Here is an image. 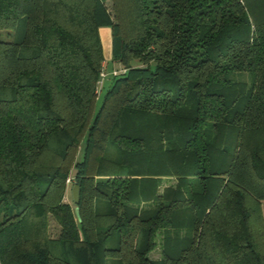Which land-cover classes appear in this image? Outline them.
<instances>
[{"label": "trees", "instance_id": "1", "mask_svg": "<svg viewBox=\"0 0 264 264\" xmlns=\"http://www.w3.org/2000/svg\"><path fill=\"white\" fill-rule=\"evenodd\" d=\"M0 29V264H264V0H0Z\"/></svg>", "mask_w": 264, "mask_h": 264}, {"label": "rangeland", "instance_id": "2", "mask_svg": "<svg viewBox=\"0 0 264 264\" xmlns=\"http://www.w3.org/2000/svg\"><path fill=\"white\" fill-rule=\"evenodd\" d=\"M102 31H101V38L103 39V43H104V29L107 28V30L109 29V26H102ZM13 31L12 30H6V29H0V39H12L13 38ZM108 40L109 43L108 45L110 46V33L108 31ZM104 51V49H103ZM104 55V54H103ZM106 65L104 66L103 70L104 72H106V75L102 78V81H104V83H108L110 81L111 75L110 73H108L110 71V60H108L107 58L104 59ZM114 68H117V66H119V63L116 62V64H114ZM247 73H243V74H234L233 77L234 78H240V79H248V75H246ZM99 86H100V82H99ZM101 100V96L99 95V98L96 100V107L99 105ZM67 186H66V190H65V195H64V199L70 201L71 200V186H72V179H67ZM49 227H50V233L51 234H56L57 230H58V225L55 222V220H53L52 218H50L49 221ZM181 231L183 232L184 229L182 228ZM158 250L159 248H155L153 251V256H157L158 255Z\"/></svg>", "mask_w": 264, "mask_h": 264}, {"label": "crops", "instance_id": "3", "mask_svg": "<svg viewBox=\"0 0 264 264\" xmlns=\"http://www.w3.org/2000/svg\"><path fill=\"white\" fill-rule=\"evenodd\" d=\"M102 29H103L102 27L99 28L100 37H101ZM108 31L110 33V27H109L108 30H107V28L104 29V43H103V39L102 38H101V42H102V49H104V51H103L104 59L107 58L108 60H110L111 59V40H110V46H109L108 45V43H109ZM110 39H111V35H110ZM109 64L111 66L110 67V69H111V68L115 67L114 64H116V62H113V61L110 60ZM105 65H106V63H105ZM261 214H262V218L264 220V200L261 201Z\"/></svg>", "mask_w": 264, "mask_h": 264}, {"label": "built area", "instance_id": "4", "mask_svg": "<svg viewBox=\"0 0 264 264\" xmlns=\"http://www.w3.org/2000/svg\"><path fill=\"white\" fill-rule=\"evenodd\" d=\"M122 70H123V68L122 69L121 68H112L111 69V73L116 74V73H118V72H120ZM105 74H106V72H104V70L102 69L101 72H100V79L98 81V82H100V85L102 83V78L105 76ZM99 88H100V86H98L97 90H99Z\"/></svg>", "mask_w": 264, "mask_h": 264}, {"label": "water", "instance_id": "5", "mask_svg": "<svg viewBox=\"0 0 264 264\" xmlns=\"http://www.w3.org/2000/svg\"><path fill=\"white\" fill-rule=\"evenodd\" d=\"M71 192H72L73 199L75 201H77L78 200V196H79V186L77 184H74L72 186Z\"/></svg>", "mask_w": 264, "mask_h": 264}]
</instances>
